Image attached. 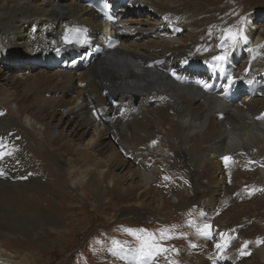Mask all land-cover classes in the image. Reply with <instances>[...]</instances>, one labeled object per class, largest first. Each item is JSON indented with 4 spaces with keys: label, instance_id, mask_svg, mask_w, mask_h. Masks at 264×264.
<instances>
[{
    "label": "bare ground",
    "instance_id": "6f19581e",
    "mask_svg": "<svg viewBox=\"0 0 264 264\" xmlns=\"http://www.w3.org/2000/svg\"><path fill=\"white\" fill-rule=\"evenodd\" d=\"M77 1L0 0V46L16 41L45 54L34 64H49L27 78L21 93L0 84V264L39 263L34 252H9L37 250L25 239L45 237L56 246L68 238L75 220L66 221L75 215L64 204L54 208L47 195L55 192V181L65 191L91 195L95 211L115 193L144 219L146 193L168 169L186 195L165 200L159 194L151 207L162 213L165 206L199 204L205 212L187 246L199 247L202 238L214 245L190 250V259L223 264L236 256L217 248L230 226L254 219L245 238L263 229L264 24L252 29L223 22L234 13L231 0H127L121 6L126 15L109 29L84 0ZM70 26L86 30L85 48H65L61 36ZM110 37L121 42L113 51L107 49ZM243 47L249 48L244 56ZM0 55L5 64L6 53ZM5 80L0 74V82ZM90 135L89 144L81 142ZM105 144L115 148L108 157ZM119 166L128 167L125 175L113 173ZM57 172L67 179L58 183ZM254 181L261 196L232 203L217 226L206 222L215 204L213 187L230 182L234 196ZM256 249L253 258L240 257L237 264H264V245ZM156 255L142 264H159Z\"/></svg>",
    "mask_w": 264,
    "mask_h": 264
},
{
    "label": "rangeland",
    "instance_id": "374dc122",
    "mask_svg": "<svg viewBox=\"0 0 264 264\" xmlns=\"http://www.w3.org/2000/svg\"><path fill=\"white\" fill-rule=\"evenodd\" d=\"M64 1L79 3L77 0ZM230 4H232V6H228V9L234 13L227 16L223 22L230 23V20H234L237 27L246 26L252 27V29L254 25L258 26L264 24V0H231ZM225 5H227V3ZM259 28H262V25L259 26ZM255 29H258V27ZM234 31L237 32V29H234ZM185 35L186 33L183 34V37H185ZM21 36H24V34ZM0 52L6 53V63L4 64L3 61L0 60V74L4 78H7V80L0 82L2 85L1 87L17 90V92L20 93L29 76L41 73L42 69H46L49 65H43L42 62L34 64L32 60H36L37 57L38 60H40L45 54L38 56L39 53L37 51H34L30 47L29 49H25L23 45L16 43V41L10 44H2V46H0ZM248 52V47L242 48L243 56ZM51 53H54V50H52ZM260 53H264V51L261 52L260 50ZM28 62H31L34 67H30ZM80 71L75 72L78 74ZM67 94L71 93H66V95ZM135 100L133 104L137 106L139 100H136V102ZM114 105L117 106V110L122 111L118 106L117 98L114 99ZM112 117L113 115L111 114L110 118ZM54 123H57V121ZM92 137L93 136L90 135L81 140V142L89 144ZM114 150V146L111 144L107 145L106 149L103 151L106 153L104 157H108ZM121 159L129 166L127 162L129 159L128 157H125L123 154ZM52 169L54 168L52 167ZM168 170L160 174L161 176L157 179V182H161L159 185H155L156 187L153 185L154 189L152 193L150 190V193H146L147 195L145 198L147 199V203H150V207L145 211L148 212V217L146 216L144 219L130 212L135 211L132 210V203L126 201L123 197L118 199L115 193H112V196L107 198L102 210L95 211L90 203L94 200L91 195L87 198L80 191L76 193L65 191L63 188H58V185L56 186L57 181H55V192L47 195L50 200L54 199V208L61 210L63 209L61 205L64 204L65 211L69 212V209L71 215H75L74 219L66 221L68 224L75 220V222H73L74 226L71 229L72 231L67 234L69 235L68 238L60 239V241L58 240L55 243V245L57 244L56 246H54V240H47L45 237L40 239L37 238L34 242L25 239V243H34L37 250L15 249L9 250V252H16L21 256L25 253L34 252L39 258V263L37 262V264H118L116 260H119L121 264H142V261L150 260L153 257V253L157 254L156 257L159 264H194L195 261L190 259V256L193 255L190 253V250L200 253L203 247L207 249V246H211L212 243V245H214L213 239L202 238L198 244L199 247L193 248L187 246L189 242L194 239L192 236H196V232L194 231L195 226L199 222L198 219H201L200 216L205 210H203L199 204L196 205L194 203L187 204V208L185 207L183 210H176L172 207L167 208L165 206L166 208L164 207L162 213L157 212L154 207H151L152 201H156V197L159 196V194H161L162 197L165 196V200L170 198L175 199L173 195L181 194V197L186 195L183 194V188L179 186L180 184L176 173L171 169L170 171ZM127 171L128 167H126V169H124L123 166H119L118 168L113 167V173L116 175L119 174V176L125 175ZM53 172L56 174V170H53ZM58 176L62 179H59ZM57 178L58 183L59 181L62 182V180L67 179L65 178V174H58V172ZM67 183L68 180H66V184ZM125 185L127 187L129 183L127 184L125 182ZM229 185L230 182L225 187L212 188L215 194L213 196L215 204L211 208V217L206 220L208 224L213 226L219 225L221 219L229 212L232 203L243 202V200L250 201L262 194L261 186L256 181L250 185H246L247 187L244 186V189L241 188L243 191L242 193V191L239 190L241 195L237 193L233 196V194L227 190ZM245 188L247 190H245ZM252 190L255 195L252 193ZM192 192H194V189H192ZM250 194L251 196H249ZM238 196L239 199L237 200L236 197ZM177 201L178 200L175 202ZM46 204V202L41 200V205L46 206ZM261 213L264 214V208ZM252 220L254 221V219ZM252 220L249 222L245 220L242 222L243 224L238 223V225L235 224L234 226H230V234L226 233V236L219 239L220 243L223 242L222 248L220 246H217V248L219 247L220 250H224L223 252L226 254H230L231 256L235 254L237 256L233 255L231 258L225 259L223 257V264H237L240 257H246L247 259L253 258L257 251L256 247L260 248V246L262 247V245H264V222L262 224V230L253 232L248 238L243 236V234H249V232L246 231H249L251 226L250 223L253 222ZM236 237L239 239L237 242ZM47 245L49 249L46 248ZM210 248L212 249V255H215L213 249L216 247ZM118 252H123V256H116ZM112 255L114 257L109 258ZM219 255L218 251L214 257L216 258ZM193 257L196 259L195 255ZM186 258L188 259L187 261H185ZM235 259L237 260L235 261Z\"/></svg>",
    "mask_w": 264,
    "mask_h": 264
},
{
    "label": "snow or ice",
    "instance_id": "6c2138e0",
    "mask_svg": "<svg viewBox=\"0 0 264 264\" xmlns=\"http://www.w3.org/2000/svg\"><path fill=\"white\" fill-rule=\"evenodd\" d=\"M230 35H231V38H232L233 40H236V39L238 38V34H232V33H230ZM239 37H240V38H244V39H246V37H244L242 33L239 34ZM65 39L67 40L68 37H65ZM216 59H224V57H217ZM205 87H207V85H205ZM224 159L227 161V160L230 159V158L225 157Z\"/></svg>",
    "mask_w": 264,
    "mask_h": 264
}]
</instances>
